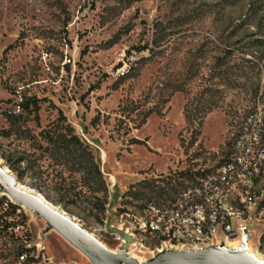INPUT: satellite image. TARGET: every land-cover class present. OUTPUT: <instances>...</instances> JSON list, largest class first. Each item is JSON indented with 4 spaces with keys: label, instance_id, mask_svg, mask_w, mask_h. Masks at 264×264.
I'll return each instance as SVG.
<instances>
[{
    "label": "rangeland",
    "instance_id": "rangeland-1",
    "mask_svg": "<svg viewBox=\"0 0 264 264\" xmlns=\"http://www.w3.org/2000/svg\"><path fill=\"white\" fill-rule=\"evenodd\" d=\"M263 89L264 0H0V168L111 249L94 196L54 191L51 161L39 159L40 131L57 122L89 145L107 184L115 183L108 206L120 198L133 210L167 204L229 158ZM34 98L39 120L20 109ZM20 210L31 240L42 235L58 264H92ZM16 248L0 237V264Z\"/></svg>",
    "mask_w": 264,
    "mask_h": 264
},
{
    "label": "built area",
    "instance_id": "built-area-1",
    "mask_svg": "<svg viewBox=\"0 0 264 264\" xmlns=\"http://www.w3.org/2000/svg\"><path fill=\"white\" fill-rule=\"evenodd\" d=\"M114 187L115 183L108 185L111 191ZM11 204L9 198L0 204V237L17 243L15 255L5 264H58L42 235L31 240L30 224L20 221V207L18 213H10ZM258 228L263 231L255 244L252 238ZM99 232L116 244L115 249L108 247L115 253L126 246L131 256L149 250L153 257L179 246L203 249L227 246L230 241L240 249L248 235L249 252L264 261V89L242 120L229 158L216 171L167 204L149 201L133 210L120 198L108 206ZM150 243L157 245L151 248Z\"/></svg>",
    "mask_w": 264,
    "mask_h": 264
},
{
    "label": "water",
    "instance_id": "water-1",
    "mask_svg": "<svg viewBox=\"0 0 264 264\" xmlns=\"http://www.w3.org/2000/svg\"><path fill=\"white\" fill-rule=\"evenodd\" d=\"M21 183L5 168H0V191L11 198L13 204L42 218L47 232L54 230L67 242L87 257L92 264H139L128 248L121 247L117 253L111 251L99 239L85 230L64 210L56 207L41 193L22 189ZM248 235L240 249H231L226 245L203 249H166L157 254L147 264H264L248 249Z\"/></svg>",
    "mask_w": 264,
    "mask_h": 264
},
{
    "label": "trees",
    "instance_id": "trees-1",
    "mask_svg": "<svg viewBox=\"0 0 264 264\" xmlns=\"http://www.w3.org/2000/svg\"><path fill=\"white\" fill-rule=\"evenodd\" d=\"M40 102L41 100L37 98L27 99L20 105V109L23 112L34 113L35 118L39 120ZM59 115L60 119L66 121L60 109ZM22 116V114L16 115L14 120L20 119ZM11 117L8 116L14 124L15 121ZM37 138H40L38 149L41 150V155L39 159L42 160L47 155V158L51 161L48 169L54 168L53 172L56 180L54 191L57 195L62 199H64V196L77 197L86 189L94 196L95 203L93 206L100 211L98 222L103 223L109 188L89 145L75 134L72 127L60 125L57 122H53L47 128L42 129ZM65 173H69V175L65 177ZM77 175L81 176L80 179H77ZM68 181L69 183H67ZM99 194H102L103 198L99 197ZM5 200V197L0 198V204ZM11 207L13 210L19 208L13 204H11Z\"/></svg>",
    "mask_w": 264,
    "mask_h": 264
},
{
    "label": "bare ground",
    "instance_id": "bare-ground-1",
    "mask_svg": "<svg viewBox=\"0 0 264 264\" xmlns=\"http://www.w3.org/2000/svg\"><path fill=\"white\" fill-rule=\"evenodd\" d=\"M7 170L8 173H11L9 169L5 168ZM13 174V173H12ZM22 187V189H26L27 191L34 193V190L24 186L23 184L20 185ZM9 199L11 200V198L9 197ZM59 208V207H58ZM26 210V209H25ZM34 215V214H32ZM31 215V216H32ZM69 215V214H68ZM43 233V232H42ZM105 245V244H104ZM239 244L235 241H230L227 244V247L231 248V249H238ZM179 250V249H178ZM112 251V250H111ZM80 252V251H79ZM114 252V251H113ZM163 252V251H162ZM81 253V252H80ZM115 253V252H114ZM250 254H252L251 252H249ZM82 254V253H81ZM83 255V254H82ZM83 257L85 258V256L83 255ZM134 257L139 264H147L148 263V259H146L143 255H134L132 256ZM258 258H260L259 256H257Z\"/></svg>",
    "mask_w": 264,
    "mask_h": 264
},
{
    "label": "crops",
    "instance_id": "crops-1",
    "mask_svg": "<svg viewBox=\"0 0 264 264\" xmlns=\"http://www.w3.org/2000/svg\"><path fill=\"white\" fill-rule=\"evenodd\" d=\"M81 254V253H80ZM82 255V254H81Z\"/></svg>",
    "mask_w": 264,
    "mask_h": 264
}]
</instances>
